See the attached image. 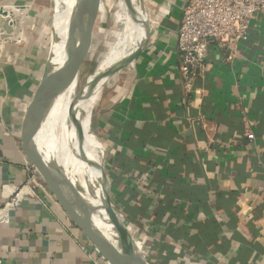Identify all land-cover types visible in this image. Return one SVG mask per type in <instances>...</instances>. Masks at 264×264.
Masks as SVG:
<instances>
[{"label":"crops","instance_id":"1","mask_svg":"<svg viewBox=\"0 0 264 264\" xmlns=\"http://www.w3.org/2000/svg\"><path fill=\"white\" fill-rule=\"evenodd\" d=\"M11 1L0 0V23L12 31L8 41L22 44L0 55V203L3 185L26 180L25 151L50 161L53 124L38 127L34 103L69 10L64 0H51L50 27L46 16L30 26L28 6ZM95 2L84 26L91 20L92 32L105 24L106 0ZM188 2L137 0L134 37L126 34V48L115 51L108 70L124 63L100 76L89 120L104 150L109 200L146 264H264V13L251 19L247 40L235 48L209 45L187 94L177 38ZM109 33L105 53L121 35L113 40ZM51 115L58 119L53 108ZM37 184L36 197L0 222V264H108L42 177ZM94 204L88 192L89 227L98 236L106 227Z\"/></svg>","mask_w":264,"mask_h":264},{"label":"water","instance_id":"2","mask_svg":"<svg viewBox=\"0 0 264 264\" xmlns=\"http://www.w3.org/2000/svg\"><path fill=\"white\" fill-rule=\"evenodd\" d=\"M95 1L96 0H71L72 4L68 7V13H64L62 16L64 22L62 21L60 31L54 38L53 48L50 52L46 69L35 97V118L39 128L44 127L50 115L54 100L69 77L74 54H78V64H82L85 56L79 51V47L83 39L89 42L91 41V20L87 23L86 29H84V26L87 13L93 7ZM0 26H3L5 32L8 34L12 32L10 27L1 23ZM122 63H124V60L112 69L104 72L103 76H110L113 72L118 70ZM91 74L92 73L89 75ZM81 91L77 94V98L81 96ZM72 117L76 143L84 148L86 146L85 137L83 136L84 131L74 110L72 111ZM88 132L90 142H92L90 151L93 152L94 157L84 156L83 158L84 161H88V171L92 176L88 189H86L95 199L96 204H94V210L101 214L107 229L103 234L98 233V237L100 236L101 240L90 236L86 229L71 217L59 194L58 196L61 201L59 199L57 200L71 221L83 232L85 237L95 246L98 253L108 264H146V262L139 260L133 253L127 242L124 229L111 206L104 167V150L96 129L90 126ZM48 138L55 145L61 141V135L58 131L48 134ZM24 155L27 162L37 170L38 176L40 178L42 177L46 185L52 190L55 188L57 191L55 185L56 182L59 183L60 181L66 183L70 188L73 187L71 183H68L69 180L59 168L51 166L52 172H50L48 169L50 166L45 167L44 163L33 160L26 151Z\"/></svg>","mask_w":264,"mask_h":264},{"label":"built area","instance_id":"3","mask_svg":"<svg viewBox=\"0 0 264 264\" xmlns=\"http://www.w3.org/2000/svg\"><path fill=\"white\" fill-rule=\"evenodd\" d=\"M259 13H264V0H189L183 11L177 38L180 52L178 69L187 94L192 92L193 82L205 61L209 45L216 43L232 49L246 41L250 21ZM0 28L4 32L0 35L1 55L8 44L19 45L22 41H8L12 32L8 34L3 26ZM246 137L251 142L254 135L250 133ZM24 170L27 176L22 185L1 187L3 201L0 203V222L5 221L9 213L15 211L24 200L36 197L38 172L28 162ZM115 213L121 219L120 213Z\"/></svg>","mask_w":264,"mask_h":264},{"label":"bare ground","instance_id":"4","mask_svg":"<svg viewBox=\"0 0 264 264\" xmlns=\"http://www.w3.org/2000/svg\"><path fill=\"white\" fill-rule=\"evenodd\" d=\"M136 2L137 0H117L113 6V28H117V31L119 30L121 35L118 36L116 43H114L113 46H111V49L107 50L106 53L103 51L99 52V57L97 60L98 66L95 71L89 75L91 80L90 82L92 84L90 99L87 101V99L84 98V91H82L80 93L81 96L77 98L78 86L75 80L76 76H74L72 73L71 65L69 77L67 78L64 87L60 90L52 105V108L58 119L54 118L50 112V115L45 123L51 125L53 124L51 133L58 131L61 135V141L57 144L55 150V164L58 166L61 172L65 174L69 180L68 183H71L73 186L70 188L66 183L60 181L57 186L58 194L61 197V200L64 202L65 207L71 217L78 224L84 227L90 236L95 237V239L100 238L89 227V211L85 205L86 194L89 192L87 189L89 186L91 173L88 171V161H84L83 158L84 156L91 158L94 157L93 152L90 151L92 142H90V136L88 132V128L90 127L89 117L101 91L99 83L100 76L102 77L103 73L111 67L110 58H112L115 51L118 49L124 51L126 48V36L123 33L131 15H133ZM71 4V0H69L67 9ZM138 22L141 25V20H138ZM135 27L136 22H134V27L132 26L129 29L132 35L135 33ZM74 55L78 56L77 53ZM73 110L77 119L83 123V136L85 137L86 141V146L84 148H82L80 145H77L75 140V128L72 117ZM51 117H53V119ZM100 218L105 225L102 216H100ZM105 231H107L106 228L105 230L103 229V233Z\"/></svg>","mask_w":264,"mask_h":264},{"label":"rangeland","instance_id":"5","mask_svg":"<svg viewBox=\"0 0 264 264\" xmlns=\"http://www.w3.org/2000/svg\"><path fill=\"white\" fill-rule=\"evenodd\" d=\"M68 1L69 0H64L65 6L68 5ZM116 1L117 0H106V6H105L106 12H105V16H104L105 17V24L103 25V21H101L100 23L95 25L93 32L91 30V34H93L92 40L90 42L84 40V42H83V44L85 45L83 55L87 56V53H88L90 48L93 50V53L92 54L90 53V55L87 56L86 60L81 65L78 64V60H77L78 56L77 55L73 56L74 59L72 62V73L74 74V76H76L75 80H76L77 86H78L77 94L82 89V91H84L83 96L85 99H87V101L90 99L91 90H92V84L90 82L91 80H90L89 74L93 73V70L96 69L97 60L99 57L96 53L99 54V52H102L103 50L109 48V47L107 48L108 45L105 44V43H107V40L111 41V39H112L111 33H109V31L113 33V36L116 35V36H114L113 40H116L117 36L120 34V31L119 30L117 31V28H113L114 23H113L112 14H113V10H114L113 6H114ZM11 3H12V6H20V5L28 6L27 11H29V20H28V22L26 20V22L24 23L25 25H29V23H30V26H32L33 25V23L31 22L32 19H35V18H37V19L43 18L44 19V17L46 16L45 22L47 21V19L50 20L49 23L48 22L46 23V25L50 27L49 24L51 23V19L53 18L52 1L51 0H19V1L18 0H12ZM95 4H96V2H95ZM91 14L94 15L93 18L96 19V15H97L96 11L93 10L91 12ZM131 20H132V18H131ZM38 26L39 27H37V31L38 30L40 31L41 30L40 29L41 24H38ZM43 26H45V23L43 24ZM43 26L41 28H43ZM126 28H125V31L123 34H125V36H126V34H128L130 39L133 38L134 36L129 31V29L131 28V21L130 20H129ZM11 45H13V44H8L7 46H11ZM118 51H122V50H117V52ZM115 54H116V52L114 53V55ZM49 55H50V53H49ZM80 66H81V69H80L79 73L76 75L75 73L78 72V69L80 68ZM89 123L91 126L92 125L91 121H89ZM82 126H83V123H81V127ZM56 146L57 145H55V144L50 145L49 152L51 151L52 155H51L49 163L45 162V165H44L45 167L50 166V168H48L50 172H52L51 166L58 168V166L55 164V162H56V154H55ZM57 186H58V183L56 182V188H57ZM50 190H51V195H53L54 197H56L57 199L60 200L58 193H57L58 190L56 191L55 188H53V190L50 188Z\"/></svg>","mask_w":264,"mask_h":264}]
</instances>
